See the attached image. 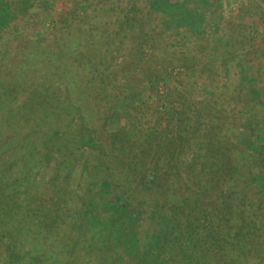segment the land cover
<instances>
[{
	"label": "trees",
	"instance_id": "trees-1",
	"mask_svg": "<svg viewBox=\"0 0 264 264\" xmlns=\"http://www.w3.org/2000/svg\"><path fill=\"white\" fill-rule=\"evenodd\" d=\"M41 1L0 0V143L6 138L0 144V264H120L125 259L132 264H264V201L258 207L238 202L242 211L233 206L215 214L202 206L198 192L196 198L167 196L165 191L174 188L157 185L161 176L155 171L146 173L147 187L140 200H134L128 182L117 176L109 146L95 138L102 125L108 126V109L116 101L121 74L122 80L132 81L134 66L143 61L152 67L163 56L168 60L163 63L182 62L202 79L194 82V89L187 88L185 113L173 145L182 144L184 162L198 176L207 168L220 174L232 162L250 161L253 169L238 181L240 169L228 171V184L223 179L220 192L223 197L228 192L232 198L255 200L264 190V169L253 157L258 152L239 147L232 154L224 136H218L240 125L224 114L227 93L237 99L240 114L249 106L243 98L253 90L263 102L257 107H264V93L254 82L255 58H249L247 46L256 37L258 20L250 25L241 18L237 23L226 20L221 0H90L84 15L73 11L66 18L70 23L66 31L57 30L38 45L17 50L24 54L18 57L14 81L3 72L13 43L23 41L16 23ZM146 44L154 52L145 57ZM123 52L134 53L135 60L112 62L114 53ZM224 56L232 59L228 76L221 66ZM229 79L237 81L233 89ZM24 81L31 88L17 95L16 85ZM57 84L65 89L66 100L53 110L51 119L47 102L58 97ZM36 93L46 94L47 101L27 118L18 109ZM255 108L250 116H256ZM208 109L215 114L203 117ZM191 117H200L201 124H193ZM64 133L90 140L77 147L65 137L56 144ZM204 144L210 149L202 153ZM7 153L10 164L3 168ZM59 154L63 161H57ZM38 171L43 179L51 173L59 182L66 180L68 200L51 206L32 200V179H38ZM98 171L106 175L104 181ZM193 175L189 181L198 183ZM179 177L181 172L173 169L169 184ZM107 180L118 183L122 200H107L113 193ZM243 212L248 213L245 218L240 216Z\"/></svg>",
	"mask_w": 264,
	"mask_h": 264
},
{
	"label": "rangeland",
	"instance_id": "rangeland-1",
	"mask_svg": "<svg viewBox=\"0 0 264 264\" xmlns=\"http://www.w3.org/2000/svg\"><path fill=\"white\" fill-rule=\"evenodd\" d=\"M89 2L90 0H44L41 3L36 2L37 6L29 9L28 13L16 23V28H18L19 34L22 35L21 39L23 41L16 40L13 43L9 55L11 57L10 63L8 69L3 73H7L6 75L9 76V79L15 81V77L18 74V67H16L19 61L18 57L24 54V52L18 51H23V48L30 45H38L42 39L53 35L57 30L66 31L70 25L69 19L66 18H71L70 14L73 11L84 15L88 10ZM221 2L223 5L222 15L226 20H234V23H237V20L241 18L240 21H244V24L247 23L249 25L256 20L259 22L256 28V37L247 46H250L249 58H255V61L252 62L253 74L259 75L255 77L254 82L257 85L259 84L258 90L264 93V0H221ZM65 10L68 12H64ZM67 14L68 17L64 16ZM68 23L69 25H66ZM137 32L138 30L134 29V33ZM131 42V44H135L133 41ZM152 52L154 50L151 44H146L143 51L144 56L146 57ZM124 53H114L111 59L112 62L119 60L120 62L127 63L131 58L135 60L134 53L130 55L127 52V54ZM163 57L159 60L155 59L152 67L149 63H144L143 61L138 66H134L135 77L132 81L126 78L122 80L123 75H120L116 91V101L112 102L108 109V126L102 125L95 136L98 141H103L109 146L111 160L118 168L117 176H121L128 182L127 184L132 189V194L135 195L134 200H140V196L144 193L143 188L147 187L146 173L155 171L161 176L157 185L161 186V188H167L168 186L174 188V192H170L169 189L165 191L168 192L167 196L172 194V196L178 198L181 196L180 194H187L188 196L192 195V198H196L195 196L199 194V201L202 202V206L208 208L210 211L212 210L215 214L222 212L224 208L232 210L233 206L239 208L238 212L242 211L238 202L245 205L254 204L255 207H258L259 202L264 201V190L257 195L255 200L251 196L248 198L251 200H243L244 198L237 199L234 195L232 198L228 192L223 197L220 192L221 185L223 187V184H225L223 179L226 178V185L228 184L229 176L226 175L228 171H230L228 173L230 174L236 172L235 169L239 168L240 173L236 179L238 181L242 179L243 174L246 175L248 171L253 169L250 166V161L247 160L244 163L232 162L226 166L225 173L222 172L220 174L215 173L214 169L207 168L201 176H198L197 171L193 170V167H188L184 162V158L181 155L182 144L180 146L178 143L173 145L172 141L178 138L181 126L180 120H182L181 117L185 113L187 88L194 89L192 87L194 82L202 78L197 77V73L194 71L188 70L182 62L175 64L169 62L163 63L162 61H168ZM231 61L232 59L228 56H224L221 59L222 69L224 68V74L227 76L231 74ZM154 67L155 69H153ZM258 77L262 79V82L257 79ZM137 80L138 83H134ZM18 83L22 84L16 85L15 93L17 95L29 92L31 85L28 81ZM229 84L232 85L233 89V86H237V81L229 79ZM203 89L205 90L206 88ZM56 91L58 97L53 96L52 101L47 102L51 119L54 113H56L53 110L60 105L59 103L66 100V91L62 85L57 84ZM90 93H92V90ZM201 95L203 94L201 93ZM80 97L79 95V102ZM46 101V94L39 95L36 93L33 99L30 98L28 101L24 99L23 103L20 102L22 105L18 111H23L27 118H29V115L32 117V111L39 108ZM243 102L245 104L248 103L249 106L244 109V113L240 114L236 107L237 99H233L232 92L227 93V97L222 102L224 109H226L224 114L231 116L230 120L235 119L240 125H238L239 127H235V130L231 133L220 131L218 137L224 136L222 139L224 140L225 148L232 154L237 153V148L239 147L244 150L250 147L255 149L258 153H255L253 157L255 156L254 159L257 162V167L264 169V107L263 105L257 107V104L263 103L260 93L256 90L251 91L243 98ZM82 104L84 103L82 102ZM253 107H256V116L249 115V111ZM211 112L215 114V111L208 109V113H203V117L209 116L208 114H211ZM191 118L193 124H201L200 117ZM139 121L141 123L138 125ZM206 126L204 125V128ZM203 129L201 128V130ZM214 129L215 131L220 130ZM70 136L72 135L64 133V136H60L55 140V143H59L58 139L67 137L69 141L74 142L75 146L80 147L84 144V141L90 140L89 137H81L78 140L76 137L72 139ZM4 140L6 141V138L3 136L0 144H3ZM33 145L34 140H32V151ZM116 145L119 146L118 149ZM209 149L210 145L204 144L201 146L202 153H205ZM73 150L76 149L73 148ZM28 152L23 151L21 154H28ZM101 152L104 153V150ZM9 156L7 153L2 158V162H4L3 168L9 166ZM68 156L72 159L73 152L68 153ZM63 160V155L59 154L57 161ZM173 169L181 172V177L171 180L175 183L174 185H170L167 178ZM42 172L38 171L37 174L39 176L37 180L32 179V200H41L50 204V206L61 204L64 200H68L67 198L71 196L68 182L66 180L59 182V178L53 177L51 173H46L48 177L43 179ZM191 173L194 174L193 177L196 178V182L198 183L189 181ZM98 174L100 175V179L104 181L106 175H102L99 171ZM214 176L215 180L213 182ZM107 181L105 184L111 186L113 191L107 200H122V196L117 191L118 183L114 180ZM184 188L187 191L183 190ZM221 207L223 208L221 209ZM247 214L243 212L242 215H239L245 218ZM27 252L32 258L31 250ZM120 264L132 263L129 259H125Z\"/></svg>",
	"mask_w": 264,
	"mask_h": 264
}]
</instances>
